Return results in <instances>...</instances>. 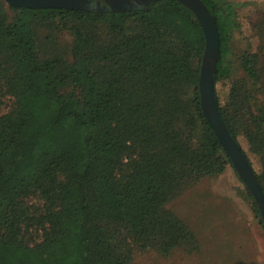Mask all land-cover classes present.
Listing matches in <instances>:
<instances>
[{
    "label": "trees",
    "instance_id": "1",
    "mask_svg": "<svg viewBox=\"0 0 264 264\" xmlns=\"http://www.w3.org/2000/svg\"><path fill=\"white\" fill-rule=\"evenodd\" d=\"M202 1L220 38L215 95L222 119L238 144L245 130L264 145L259 56L239 57L243 77L231 80L222 105L216 86L230 78L239 24L228 0ZM9 11L20 13L13 24ZM56 29L73 37L71 60L38 61V30ZM23 48L70 87L56 91L53 112L18 60ZM204 48L199 21L176 0L100 13L0 0V94L14 99L0 114V264H132L136 252L168 257L194 248V235L166 205L232 164L201 107ZM262 158L259 171L252 168L264 192ZM32 194L46 202L39 216L22 203ZM34 226L43 238L30 245L25 236Z\"/></svg>",
    "mask_w": 264,
    "mask_h": 264
},
{
    "label": "rangeland",
    "instance_id": "2",
    "mask_svg": "<svg viewBox=\"0 0 264 264\" xmlns=\"http://www.w3.org/2000/svg\"><path fill=\"white\" fill-rule=\"evenodd\" d=\"M228 1L234 5L239 28L234 33L231 60L227 64L231 70L230 78L216 86L222 105L228 103L231 80L243 77L238 59L244 52L258 54V67L264 81V36L261 34V29H264V0ZM17 14L9 11L12 24ZM36 14L31 12L25 16L30 20ZM38 38V61L55 56L71 60L74 40L67 31L38 30ZM18 60L23 70L37 82L39 96L45 107L51 112L55 111L59 103L56 91L66 92L70 87L62 85L60 78L53 72L31 60L26 48L18 52ZM13 103L11 96L0 94V114L10 111ZM238 141L252 167L259 171L264 145L252 132L247 133L245 130ZM22 203L34 216L43 214L46 209V202L39 194L30 195ZM254 204L232 164L227 165L222 173L203 177L197 183L185 187L166 205V209L185 223L194 235L197 240L194 248H176L168 257L155 252H136L132 264H264V225ZM28 232L25 240L30 245L41 242L43 231L40 226H34Z\"/></svg>",
    "mask_w": 264,
    "mask_h": 264
},
{
    "label": "water",
    "instance_id": "3",
    "mask_svg": "<svg viewBox=\"0 0 264 264\" xmlns=\"http://www.w3.org/2000/svg\"><path fill=\"white\" fill-rule=\"evenodd\" d=\"M27 9H66L86 12H125L142 10L162 0H5ZM189 8L199 21L205 48L199 75V94L203 114L237 175L253 198L264 225V192L245 153L230 134L219 111L215 95V75L220 53V38L215 19L202 0H176Z\"/></svg>",
    "mask_w": 264,
    "mask_h": 264
}]
</instances>
